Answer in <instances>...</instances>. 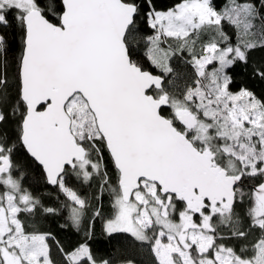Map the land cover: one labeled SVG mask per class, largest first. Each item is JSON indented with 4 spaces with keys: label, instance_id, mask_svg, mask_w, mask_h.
<instances>
[{
    "label": "snow or ice",
    "instance_id": "obj_1",
    "mask_svg": "<svg viewBox=\"0 0 264 264\" xmlns=\"http://www.w3.org/2000/svg\"><path fill=\"white\" fill-rule=\"evenodd\" d=\"M252 81L264 85V0H0V264H113L90 243L104 192L103 232L153 264H264ZM93 181L94 198L75 186ZM88 217L75 245L44 227L80 232Z\"/></svg>",
    "mask_w": 264,
    "mask_h": 264
},
{
    "label": "trees",
    "instance_id": "obj_2",
    "mask_svg": "<svg viewBox=\"0 0 264 264\" xmlns=\"http://www.w3.org/2000/svg\"><path fill=\"white\" fill-rule=\"evenodd\" d=\"M163 2L168 3L169 0H163ZM214 2L220 3L221 0H214ZM5 34L9 42L8 57L12 60L18 54L21 47L20 33L18 29L15 31L9 29L6 30ZM256 58L259 59V53L256 54ZM251 84L258 95H264V85H261L258 81H252ZM28 183H34L32 177L29 178ZM75 186L79 189L81 195L88 196L89 198H94L99 191L96 181H93L90 185L75 184ZM38 187L46 201H51L53 204L58 205L60 201L64 200V197L61 195L58 201L56 199L57 191L51 187H44L43 182ZM92 203L95 204L96 201L92 199ZM100 206H102L103 216L96 217L94 221H91L93 234L90 243L93 252L99 257L110 258L113 264H120L123 259H133L135 264H153L152 256L147 246L134 242L130 236L124 233H114L109 236L103 232V221L111 214L112 209V200L107 192H104ZM66 214L64 213V215ZM90 220L91 217L85 219L80 232H76L75 229L71 228H59L58 225L63 223L62 219L56 221V226L45 223L44 227H51L57 239L64 245H75L78 241L84 239V231L88 228ZM53 252L55 255V250Z\"/></svg>",
    "mask_w": 264,
    "mask_h": 264
}]
</instances>
